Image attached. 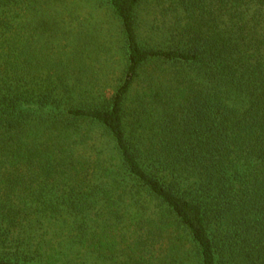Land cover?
Segmentation results:
<instances>
[{"label": "trees", "instance_id": "trees-1", "mask_svg": "<svg viewBox=\"0 0 264 264\" xmlns=\"http://www.w3.org/2000/svg\"><path fill=\"white\" fill-rule=\"evenodd\" d=\"M58 1L0 0V264H264V0H106L107 91Z\"/></svg>", "mask_w": 264, "mask_h": 264}, {"label": "rangeland", "instance_id": "rangeland-1", "mask_svg": "<svg viewBox=\"0 0 264 264\" xmlns=\"http://www.w3.org/2000/svg\"><path fill=\"white\" fill-rule=\"evenodd\" d=\"M47 8H54L61 26L70 29L69 34L63 33L66 36L57 39L52 50L73 52L77 65L84 68V82L106 88L105 91L111 89L122 78L126 52L120 22L106 0H63L50 3ZM65 41L70 43L66 48L62 47Z\"/></svg>", "mask_w": 264, "mask_h": 264}]
</instances>
